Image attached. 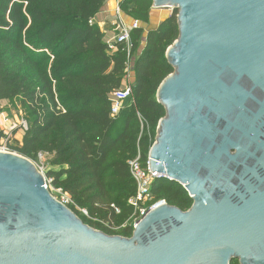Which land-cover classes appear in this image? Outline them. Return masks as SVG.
Masks as SVG:
<instances>
[{
  "label": "water",
  "instance_id": "1",
  "mask_svg": "<svg viewBox=\"0 0 264 264\" xmlns=\"http://www.w3.org/2000/svg\"><path fill=\"white\" fill-rule=\"evenodd\" d=\"M177 10L149 165L187 210L151 209L131 236L85 223L31 159L0 151V264H264V0H152Z\"/></svg>",
  "mask_w": 264,
  "mask_h": 264
},
{
  "label": "trees",
  "instance_id": "2",
  "mask_svg": "<svg viewBox=\"0 0 264 264\" xmlns=\"http://www.w3.org/2000/svg\"><path fill=\"white\" fill-rule=\"evenodd\" d=\"M108 1L0 0V99L18 101L27 122L20 140L9 138L10 149L35 163L39 154L49 156L51 186L88 210L94 219L80 216L85 223L131 236L132 227L113 231L103 223L121 225L133 213L128 201L136 183L128 162L138 149L146 162L166 114L156 94L174 70L166 51L179 31L175 11L148 31L132 69L133 99L113 115L111 94L122 87L129 59L124 43L108 48L95 21ZM120 8L148 23L152 0H122ZM143 34V27L132 31L131 53L139 51ZM140 118L149 132L142 131ZM151 191L152 202L165 200L182 210L193 204L185 188L167 178L156 179Z\"/></svg>",
  "mask_w": 264,
  "mask_h": 264
},
{
  "label": "built area",
  "instance_id": "3",
  "mask_svg": "<svg viewBox=\"0 0 264 264\" xmlns=\"http://www.w3.org/2000/svg\"><path fill=\"white\" fill-rule=\"evenodd\" d=\"M122 2V0H119V5ZM121 10L120 6L117 9V12L119 13ZM94 20H91L90 23L92 24ZM119 22V21H118ZM118 26V32L116 35L109 39L107 42L108 48L111 51L116 50V46L118 44H125L127 47V53H128V59L131 54L132 47L130 49V46L132 44V31L138 27H140V21L134 20L131 24H125L123 22H119L117 24ZM129 63V61H128ZM128 65V64H127ZM134 79V71L129 68L127 70V74L124 78L122 87L115 90L111 94V101H112V107H111V113L113 115L117 114L121 107L127 102L133 99V88L132 83ZM141 122V128L142 131L146 130L149 132V125L143 118H140ZM25 129L27 128L26 123H24L23 126ZM0 151H10L13 152L8 144V139L0 135ZM44 154H39L40 156H43ZM38 168L42 173L45 174L46 168L43 166H39L38 163H36ZM129 170L132 178L134 179L136 183V193L133 197L129 199V204L133 208V213L130 215L127 221L122 223L121 225H115L112 222L106 221L103 223V226L112 229L113 231H117L122 228L126 227H134L137 225L138 221L142 219L151 209L155 208L158 204L166 202L165 200H159L157 202H152L153 200V194H152V185L154 181L158 178H161V174L159 172H154L150 165H149V154L147 157L146 162H143L141 159V151L138 149L137 155L132 158L129 162ZM51 179H48L45 174V186L50 189L51 193L54 195L56 199L61 201L63 204L69 206H74L75 209H73L79 216H83L86 218L94 219L90 216L89 212L85 208H81L77 205H75L73 199L63 191L62 188H56L51 186ZM115 207L114 205H112ZM116 213H120V209L116 208Z\"/></svg>",
  "mask_w": 264,
  "mask_h": 264
},
{
  "label": "crops",
  "instance_id": "4",
  "mask_svg": "<svg viewBox=\"0 0 264 264\" xmlns=\"http://www.w3.org/2000/svg\"><path fill=\"white\" fill-rule=\"evenodd\" d=\"M119 3L116 0H109L103 10L96 16L95 21L98 24L100 30L104 33L105 40L112 39L118 32L117 24L123 22L125 24H131L134 19L120 10L117 12ZM107 7V8H106ZM174 12L171 8H151L149 13V22H140V27H147L146 34L143 36L142 48L145 46L146 36L148 31L154 30ZM119 21V22H118ZM145 31V30H144ZM6 104V100L0 99V108ZM17 128L15 120L6 119L3 111H0V135L5 136L8 140H20L23 136V129H19L16 134L13 131Z\"/></svg>",
  "mask_w": 264,
  "mask_h": 264
},
{
  "label": "rangeland",
  "instance_id": "5",
  "mask_svg": "<svg viewBox=\"0 0 264 264\" xmlns=\"http://www.w3.org/2000/svg\"><path fill=\"white\" fill-rule=\"evenodd\" d=\"M116 2H119V0H116ZM174 11L177 12V10H174ZM146 29H147V27H144L145 31H144L143 36H145V34H146ZM142 42H143V39L140 42L139 51H137L135 53H131L129 56L128 66L131 69H134V67H135V60H136L138 53L142 49ZM131 47H132V44L130 46V49H131ZM133 82H134V79H133ZM0 111H3L4 115H6V119H12V120L14 119L17 127H20L21 129H23L24 123H26V125H27V122L24 118V114L20 108L18 101L6 100V104L4 106H2V108H0ZM12 143H16V139L12 140ZM37 163L39 166H43L47 170V168H49V156H47V155L40 156L38 158Z\"/></svg>",
  "mask_w": 264,
  "mask_h": 264
}]
</instances>
